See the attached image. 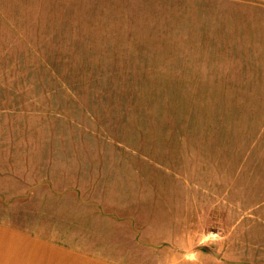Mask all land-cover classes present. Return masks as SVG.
Segmentation results:
<instances>
[{
	"label": "rangeland",
	"instance_id": "obj_1",
	"mask_svg": "<svg viewBox=\"0 0 264 264\" xmlns=\"http://www.w3.org/2000/svg\"><path fill=\"white\" fill-rule=\"evenodd\" d=\"M0 223L70 258L264 264V0H0Z\"/></svg>",
	"mask_w": 264,
	"mask_h": 264
},
{
	"label": "crops",
	"instance_id": "obj_2",
	"mask_svg": "<svg viewBox=\"0 0 264 264\" xmlns=\"http://www.w3.org/2000/svg\"><path fill=\"white\" fill-rule=\"evenodd\" d=\"M14 235L12 234L11 226L0 223V264H11L12 241H18L22 245L27 244L26 246L29 245L34 249L31 250V253L34 252L33 259L28 260L32 264H111L107 260L104 261L92 256H83L76 252L75 255H72L73 258L60 256L66 252L62 249L60 250V247L53 241H50L51 243H48L49 241L41 242L37 235L34 238L26 235L25 237Z\"/></svg>",
	"mask_w": 264,
	"mask_h": 264
}]
</instances>
